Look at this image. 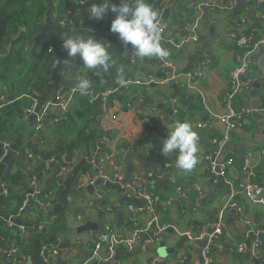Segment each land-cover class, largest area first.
Wrapping results in <instances>:
<instances>
[{
    "label": "crops",
    "instance_id": "1",
    "mask_svg": "<svg viewBox=\"0 0 264 264\" xmlns=\"http://www.w3.org/2000/svg\"><path fill=\"white\" fill-rule=\"evenodd\" d=\"M69 1L68 9L60 14L59 4L55 0L52 2L43 27L30 44L29 58L32 60L28 66L40 55V43L48 35L53 37V52L58 58L50 62L47 54L46 58L39 59L40 64L33 73L24 69L17 73L18 67L8 88L0 81V86L6 89L0 105L27 97L22 93L23 89L29 81H38L45 83L39 93L40 104L54 102L56 93L61 90L74 114V120L69 121L65 118L69 110L65 112L59 106L52 107L47 122L37 135L31 115L27 119L29 124L13 141L0 164V201L6 197L8 201L6 208L0 207V231L4 232L6 223L11 226L4 218L16 215L20 202L26 198L27 206L15 217L14 224L19 228L25 225L26 236H29L22 238L16 227L8 229L0 239V264H20L14 250L10 251L17 247L16 244L20 249L17 253L30 260L29 264H264V206L237 197L245 209L242 218L237 208L227 206L228 184L224 180L223 187L217 186L220 180L212 183L203 162L209 151L221 148L222 161L235 159L227 166V179L237 183L242 180L241 161L245 154V160L250 157V162L259 169V179L264 182V156L258 151L260 148L228 149L252 140L259 128V118L264 115V45L257 49L241 77L242 90L235 107H246L251 111L243 120H236L229 141H223L226 129L219 120L225 113V96L238 66L235 38L244 31L256 38L260 36L264 3L246 0L241 9L236 0H147L167 22L161 43L169 56L161 60L140 58L131 46L125 48L118 35L110 31L111 21L115 18L111 11L102 20L90 18V5L93 2L101 4L103 0H89L87 7L78 0ZM113 2L119 4L120 0ZM60 16L66 18L65 25L58 22ZM66 34H79L85 38L95 36L106 46L110 43L109 52L117 61L116 65L108 73L101 70L96 74L95 70L87 69L78 57H68L63 49ZM56 60L58 63L54 65ZM120 68L124 70V78L132 82L129 87H120L116 83ZM78 75L91 80L90 90H115L110 96L108 111L102 104L96 110L87 111L86 101H79L78 95L73 98L78 90L73 93L72 81ZM254 86L261 89L260 94L254 92ZM252 107L257 110L254 114H251ZM185 120L192 127L198 122L207 123L205 128L195 130L199 136L198 163L190 171L176 167V154L169 157L161 154L168 126ZM87 123L96 135L94 150H91V144L86 148L85 143L79 141V131ZM214 137L218 138L215 145L211 143ZM25 152H28L27 156ZM44 154H50L54 159L48 160V167L38 173L41 198L46 205L35 203L30 192L35 176L31 170L41 168L40 159L45 158ZM91 158H96V168ZM83 160L86 162L79 176L88 174L92 181L100 174L109 177L121 174L131 180L137 176L147 179L148 172H153L155 180H146L142 189L156 194L159 200L151 211H137L147 204L146 199L129 194V200L121 202L120 192L102 183L94 194L86 187L78 186L77 190L67 194L65 201L63 190ZM4 175L12 176L13 195L10 191L8 195L1 192ZM113 202H121L128 222L120 231L114 227L118 220L117 210L107 205ZM223 208L224 230L210 244L207 240H191L169 230L145 250L143 239L133 250L121 246L112 255L105 245L99 250L100 258L94 255L95 243L101 234L114 229L123 236L139 227L151 228L155 216L181 231L212 234ZM88 222L90 227L82 229ZM19 240L23 241L21 245ZM241 244L245 245L244 251L239 250ZM206 246L211 252L210 263L203 259ZM164 248L170 250L168 255L163 254Z\"/></svg>",
    "mask_w": 264,
    "mask_h": 264
},
{
    "label": "built area",
    "instance_id": "2",
    "mask_svg": "<svg viewBox=\"0 0 264 264\" xmlns=\"http://www.w3.org/2000/svg\"><path fill=\"white\" fill-rule=\"evenodd\" d=\"M79 3L82 6H88L90 1L89 0H78ZM260 2L264 3V0H258ZM262 22H263V28L261 30V34L258 38L253 37L252 35H248L246 31L242 32L240 35H238L235 38L236 45L238 47V55L236 58V61L238 63V66L235 70V72L232 74L231 82L229 90L225 96V113L223 115L219 116V120L222 124L225 126V133L223 135V141H229L231 133L235 131L236 128V120L239 122L244 119V117L249 114L251 111L249 108L243 107V108H235V101L242 90V83H241V77L244 73V71L248 68L249 62H251V58L257 51V49L264 45V13L261 16ZM66 20L63 19L60 24L65 25ZM159 29L161 34V41L164 39L166 30H167V22L159 17ZM58 63V60L55 61L56 65ZM127 80V79H126ZM130 84L132 83L131 80H127ZM129 83L126 87H129ZM76 91V89L73 90V93ZM115 92L114 89H107L101 93H96L93 90H89V94L93 96V98L100 97L103 109L108 111L109 109V99L111 94ZM40 103L35 100L33 104L28 108V113L35 116V131L36 135L37 132H40L45 124V119L50 114V110L54 106H59L62 108L65 112L69 110V101L64 99L63 97V91L59 90L55 95L54 102L49 101L46 104H42L41 108L37 111L38 106ZM207 126V123L205 122H198L197 124L193 125V129H202ZM217 137H214L211 141L213 145L217 143ZM4 148V155L0 156V164L3 161L5 155L8 153L12 143L11 142H3L1 143ZM212 145V146H213ZM214 147V146H213ZM262 153H264L262 151ZM221 154V148L220 149H212L207 155L203 157V162L206 165V168L209 172L210 178L212 183H217L219 180H224L228 184V201L227 206H232L237 208L239 211L240 216L243 218L245 216V209L244 207L237 201V197L242 196L245 197L247 200L255 203L260 204L264 206V182H261L257 178V172L255 164H252L250 162V157H247L241 161L243 162V169L241 174L242 180L235 183L231 180L227 179V166L231 165L235 162L234 158H229L227 160L222 161L219 163V156ZM249 154L248 156H250ZM107 159V157H105ZM52 158L50 161H53ZM92 165L96 168L98 163L96 158H91ZM251 163V164H250ZM63 171H61L62 173ZM149 178L143 179L141 177H135L136 179L132 181L141 182L144 183L147 181H154L155 177H153V172H148L147 174ZM98 179H101L103 181H111L114 183H119L123 180H125V177L121 174H117L115 177H109L106 174H100ZM153 177V178H152ZM97 179V178H96ZM3 188L1 189V192L3 195H8L9 191L5 184H2ZM30 187L32 188L33 192L31 194V198L35 200L37 203L46 205L47 203L43 200H40L39 197L42 196V191L40 187L38 186V179L34 177V179L31 182ZM125 192L127 195H133V196H139L147 200V204L141 208H138L137 211H143L144 209H147L148 211H151L153 208V204L159 200V197L147 190H144L142 188L134 186L131 182L127 183L124 186ZM181 196H185L181 191H179ZM28 201L24 204V208H26ZM225 208L220 210V215L217 218V221L214 226V231L211 234L199 232L197 234H193L190 231H181L177 226L169 223V222H163L160 221V219L155 216L154 219L151 221L152 227L149 228V226L139 227L133 232H131L128 235H118L117 232L114 229H110L108 232L103 233L100 235L98 240L95 243V250L94 255L97 258H100L101 255L99 254V250L104 247L105 245L108 246L109 252L114 255L117 251V249L121 246L127 248L128 250H133L138 242L144 239L142 243L143 250L149 248V246L158 240H160L166 232L169 230H173L176 233L184 234L187 238L191 240H207L209 244L224 230V222H223V216H224ZM18 216V215H17ZM5 219V218H4ZM8 221L9 225H13L15 221V216L10 215L5 219ZM132 222H135L134 219L130 218ZM15 225V224H14ZM21 233L25 234L26 229L23 226H20ZM119 234H122L121 232ZM207 247V246H206ZM16 252V247H13L10 251ZM239 250L244 251L245 245L241 244L239 245ZM204 253V259L206 263H210L212 261L211 259V252L210 248L207 247L203 251ZM155 260H158V258H155ZM20 264H23L22 261H20Z\"/></svg>",
    "mask_w": 264,
    "mask_h": 264
},
{
    "label": "trees",
    "instance_id": "3",
    "mask_svg": "<svg viewBox=\"0 0 264 264\" xmlns=\"http://www.w3.org/2000/svg\"><path fill=\"white\" fill-rule=\"evenodd\" d=\"M53 1L54 0H0V81L3 82L5 85L8 86L9 83L13 80V77L18 67L20 68L18 69L17 73L23 69L29 70V72L33 73L37 69V65L40 64L39 59L46 58L47 54L50 55V62H52L55 58H58V56L54 54L55 52H53V48H54L53 37L52 35H48L47 38L43 39L40 43L39 46L40 55H38L37 59L36 58L33 59L35 60L34 64L28 66L29 62H31L32 60L31 58H29L30 55L29 48L31 47L30 44L32 43L33 37H35L37 32L43 27V24L46 19V15L53 7L52 4ZM55 1H57V4H59V14L61 13L62 10L65 9L67 10L70 5L69 0H55ZM63 19L66 18L60 16L58 18L59 20L58 22H61ZM42 87L45 88L44 82L41 83L37 81L36 83L35 82L33 83V81H29L27 86L22 91V93H26L27 97L23 96L22 99H17L12 102L1 104L0 156L4 155L5 153L3 145L1 143L3 142L13 143V141L16 140L19 133H21L24 130V128L29 124V122H27V119L31 117V114L28 113V108H30V106L33 104L35 100H37V102L39 103V93L41 92ZM101 92L102 91L96 93L99 94ZM78 93H76L73 96V98L78 95L77 98L79 101H86L88 103V107L86 109L87 111L96 110L101 106L102 102L100 97L93 98V96L91 95L81 96ZM73 98L71 101H73ZM77 114L81 116V113L77 112ZM65 118L69 121L74 120V114L72 113V111L69 110L67 113H65ZM45 122H47L46 119ZM89 125L90 123L84 125V127L80 129L78 134L79 141L84 142L86 148H89V144L93 142L96 136L95 134H93ZM32 126L35 128L36 123L33 124ZM255 148H260V150L258 151H260L262 156H264V153H262V151L264 152V146L255 145L254 147L249 148V150ZM27 151L29 152V149ZM28 152H25L26 154L25 156L28 155L27 154ZM51 157L52 156L50 154H46L45 158L40 159V162L42 164L41 168L38 170H31L32 173H35L34 177H36L38 181H39L38 173L42 168L44 169L48 167L49 164L48 160H50ZM242 158H245V154L243 155ZM262 166L264 167V160L262 162ZM255 169L257 172V178L259 181H261L259 179L261 178L259 175V169H257V167ZM57 173L58 170L55 171V174ZM11 181H12V176L10 177L4 175L2 183L7 186L8 191H10L12 194L13 183L11 184ZM14 196L16 197L17 195ZM6 198L4 199V201H0L1 202L0 207L2 208L7 207L8 201ZM39 199L42 200L41 197H39ZM27 201L28 200L26 198L22 200V202H20L21 203L20 206L22 204H25ZM35 203L37 202L35 201ZM7 226L8 225L6 223V227H3L5 228L4 232L0 231V239L4 235H6L8 229H12L16 227L18 232L21 233L20 228L18 226L16 225L15 226L11 225L8 227ZM21 242L23 241L19 240V244ZM16 245L19 246L18 244Z\"/></svg>",
    "mask_w": 264,
    "mask_h": 264
},
{
    "label": "clouds",
    "instance_id": "4",
    "mask_svg": "<svg viewBox=\"0 0 264 264\" xmlns=\"http://www.w3.org/2000/svg\"><path fill=\"white\" fill-rule=\"evenodd\" d=\"M109 11L115 14L110 31L118 35L125 48L131 46L140 58L164 60L169 56V51L161 43L160 13L147 0H120L119 4L113 0H103L101 4L93 2L88 8L90 18L97 21L102 20ZM62 47L68 57H78L84 67L95 70L96 74L101 70L108 73L117 63L109 52L110 43L106 46L95 36L85 38L79 34H66ZM68 62L71 61H65ZM123 71V68H120L116 78L120 87H126L129 83L124 78ZM72 84L81 96L88 95L92 87L90 79L79 75L73 79ZM168 129V134L162 141L161 154L166 157L176 154V167L192 170L198 163V133L186 120L176 121L171 127L168 126Z\"/></svg>",
    "mask_w": 264,
    "mask_h": 264
},
{
    "label": "water",
    "instance_id": "5",
    "mask_svg": "<svg viewBox=\"0 0 264 264\" xmlns=\"http://www.w3.org/2000/svg\"><path fill=\"white\" fill-rule=\"evenodd\" d=\"M236 1L238 2V5L241 7V9L244 8V6L246 5V0H236ZM258 82H256V84H258ZM260 90L261 89H258L256 86H254V92L255 93L260 94ZM146 99L151 100V98L149 96H146ZM41 106H42V104H40L38 106L37 111L41 108ZM256 112H257L256 107H252L251 114H254ZM35 116H36V114H33L34 119H35ZM255 145L264 146V115H261L259 118V128L257 129L256 134L252 140L245 142V143L234 144L231 147H228V149L245 150L246 148L249 149V148L254 147ZM32 150L34 152H37L36 148H32ZM91 150H94V143L93 142L91 143ZM222 156L219 157V160H218L219 163H221L223 160ZM85 162H86V160H83V162L73 171L72 176H71L69 182L67 183V188L65 190H63L62 195H63L65 201H67V194L74 191V190H77L78 186H84L89 190V192L94 194L96 187L101 185L102 183H104L107 187L115 189L118 192H120L121 202H125V201L129 200L128 199L129 196L127 195V193L125 192V189H124V186L127 183L131 182L134 186L139 187V188H142L146 185V184L141 183V182L132 181L131 179H125V180H123L119 183H116V184L111 182V181H103L101 179H97L95 181H92V179L88 176V174H83L82 176H79V171ZM224 185H225V183L223 180H220L217 183V186H219V187H223ZM30 192H33V190L30 189ZM94 197H96V196H94ZM121 202H113V203L107 204V205H109L110 208L117 210L118 220H117V223L115 224L114 227L119 231L128 223L126 220V217H125V212L121 208ZM88 227H90L89 222L87 225L83 226L82 229H86ZM26 237L29 238V236H23L22 235V238H26ZM161 244H163V243H161ZM162 251H163V254H165V255H168V253L170 252L169 249H165V248ZM203 259H204V257H203Z\"/></svg>",
    "mask_w": 264,
    "mask_h": 264
},
{
    "label": "rangeland",
    "instance_id": "6",
    "mask_svg": "<svg viewBox=\"0 0 264 264\" xmlns=\"http://www.w3.org/2000/svg\"><path fill=\"white\" fill-rule=\"evenodd\" d=\"M6 88H8V86H6ZM5 87L4 86H0V95H3L4 93H5ZM1 106V105H0ZM35 120V119H34ZM36 123V122H35ZM6 156V155H5ZM5 159V158H4ZM3 159V160H4ZM2 163V162H1ZM2 189V188H1ZM24 204H22L21 206H20V208H19V212H22V211H24ZM18 212V213H19ZM18 213L16 214V215H14L15 217H17V215H18ZM20 226H23L25 229H26V233L25 234H22V233H20V235L22 236H26V234H27V228H26V226L25 225H20ZM20 232H21V228H20ZM20 251V249L18 248V246L16 247V252H15V255L17 256L16 257V259H17V261L18 260H20V261H23V264H29V262H30V260H28L27 258H25L21 253H17V252H19ZM31 263V262H30Z\"/></svg>",
    "mask_w": 264,
    "mask_h": 264
},
{
    "label": "flooded vegetation",
    "instance_id": "7",
    "mask_svg": "<svg viewBox=\"0 0 264 264\" xmlns=\"http://www.w3.org/2000/svg\"><path fill=\"white\" fill-rule=\"evenodd\" d=\"M262 24H263V22H262ZM262 28H263V25H262ZM262 30V29H261ZM236 108V107H235ZM237 109V108H236Z\"/></svg>",
    "mask_w": 264,
    "mask_h": 264
}]
</instances>
